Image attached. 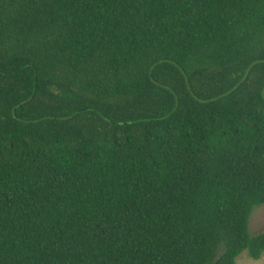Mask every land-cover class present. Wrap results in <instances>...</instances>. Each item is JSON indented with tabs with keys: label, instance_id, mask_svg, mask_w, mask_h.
Listing matches in <instances>:
<instances>
[{
	"label": "trees",
	"instance_id": "1",
	"mask_svg": "<svg viewBox=\"0 0 264 264\" xmlns=\"http://www.w3.org/2000/svg\"><path fill=\"white\" fill-rule=\"evenodd\" d=\"M264 0H0V264L264 253Z\"/></svg>",
	"mask_w": 264,
	"mask_h": 264
},
{
	"label": "rangeland",
	"instance_id": "2",
	"mask_svg": "<svg viewBox=\"0 0 264 264\" xmlns=\"http://www.w3.org/2000/svg\"><path fill=\"white\" fill-rule=\"evenodd\" d=\"M249 228L252 234L264 231V204L258 206L253 211ZM236 264H264V253L257 259L249 257L246 252L241 253L236 258Z\"/></svg>",
	"mask_w": 264,
	"mask_h": 264
}]
</instances>
